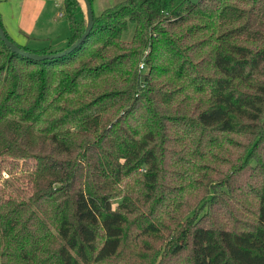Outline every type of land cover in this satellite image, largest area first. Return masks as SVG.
Segmentation results:
<instances>
[{
	"label": "trees",
	"instance_id": "trees-1",
	"mask_svg": "<svg viewBox=\"0 0 264 264\" xmlns=\"http://www.w3.org/2000/svg\"><path fill=\"white\" fill-rule=\"evenodd\" d=\"M61 16L55 50L0 26L52 53ZM2 173L0 264H264V0H123L39 61L0 40Z\"/></svg>",
	"mask_w": 264,
	"mask_h": 264
},
{
	"label": "rangeland",
	"instance_id": "rangeland-1",
	"mask_svg": "<svg viewBox=\"0 0 264 264\" xmlns=\"http://www.w3.org/2000/svg\"><path fill=\"white\" fill-rule=\"evenodd\" d=\"M36 1L39 2L36 7L39 8L40 6V9L35 17L34 13L32 16L29 15L30 18L27 19V24H29L28 30L13 26L14 33H12V30L7 29L6 33L8 37H10L15 44L22 45L29 50H37L45 47H49L50 50H55L63 47L68 35V24L65 18L61 16V0H44V2L39 0ZM191 1L196 2L198 0ZM78 2L81 13L84 15L83 4L81 0H78ZM17 5L19 6V4ZM12 23L13 22H11V25H13ZM132 29L133 25L128 24L127 31L122 35L123 39L129 38ZM3 178L8 180L7 185L4 186L5 188L1 185V180ZM20 186H22V183L19 180H15L10 174L8 176H6L5 173L0 175V194L2 193V189L4 190L3 194L8 195L13 192V189L17 190Z\"/></svg>",
	"mask_w": 264,
	"mask_h": 264
},
{
	"label": "crops",
	"instance_id": "crops-1",
	"mask_svg": "<svg viewBox=\"0 0 264 264\" xmlns=\"http://www.w3.org/2000/svg\"><path fill=\"white\" fill-rule=\"evenodd\" d=\"M43 1L44 0H39ZM92 8V12L94 10V14L99 13L101 10L112 6L113 4H116L118 2H121V0H89ZM19 4V6L17 4ZM39 2L36 0H0V22L2 24V27L7 32V29L12 30V33H14L13 26H18L27 29V19L30 18V16L33 15L36 16V13L40 9L36 7ZM18 6V7H15ZM15 11V14H14ZM30 15V16H29ZM33 17V18H34ZM32 18V19H33ZM11 22H13L11 25Z\"/></svg>",
	"mask_w": 264,
	"mask_h": 264
},
{
	"label": "water",
	"instance_id": "water-1",
	"mask_svg": "<svg viewBox=\"0 0 264 264\" xmlns=\"http://www.w3.org/2000/svg\"><path fill=\"white\" fill-rule=\"evenodd\" d=\"M83 7H84V13H85V27L82 33L79 35V37L70 45L67 47L63 48L60 51L53 52V53H44V54H38V53H31L26 50H23L19 48L17 45L13 44L4 34L1 26H0V40L5 44L6 47L9 48V50L13 53H16L22 57H26L31 60L39 61L43 59H50V58H55L62 56L71 50H73L87 35L89 32L91 26H92V8L89 0H81Z\"/></svg>",
	"mask_w": 264,
	"mask_h": 264
},
{
	"label": "built area",
	"instance_id": "built-area-1",
	"mask_svg": "<svg viewBox=\"0 0 264 264\" xmlns=\"http://www.w3.org/2000/svg\"><path fill=\"white\" fill-rule=\"evenodd\" d=\"M139 68H141L142 67V63L140 62V64H139V66H138Z\"/></svg>",
	"mask_w": 264,
	"mask_h": 264
}]
</instances>
